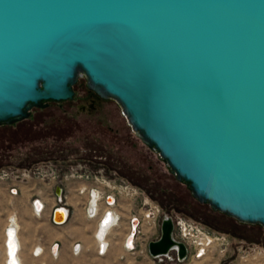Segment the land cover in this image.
Returning <instances> with one entry per match:
<instances>
[{"label": "water", "instance_id": "water-1", "mask_svg": "<svg viewBox=\"0 0 264 264\" xmlns=\"http://www.w3.org/2000/svg\"><path fill=\"white\" fill-rule=\"evenodd\" d=\"M81 76L199 203L264 228V0H0V125L73 99ZM172 228L151 257L184 259Z\"/></svg>", "mask_w": 264, "mask_h": 264}, {"label": "rangeland", "instance_id": "rangeland-1", "mask_svg": "<svg viewBox=\"0 0 264 264\" xmlns=\"http://www.w3.org/2000/svg\"><path fill=\"white\" fill-rule=\"evenodd\" d=\"M74 90L75 95L71 100L47 101L46 108H34L31 111L30 117L22 122L25 126H21L15 133L34 134L33 138H24L10 146L0 147V171L9 172L14 169L13 175H20L21 169L37 168L40 172L52 170L63 176L71 173L73 169H79V173L88 170L86 174L102 175L107 179L125 182L127 186H132L139 192V196L130 201L131 203L121 197L114 206L125 217L129 212L141 216L148 210L155 211L158 208L160 214L169 213L201 224L216 238L208 246L203 257L195 258L190 254L183 261L155 259L148 254L147 242L151 235L154 236L156 229L143 220L138 226L132 249L127 250L123 246L127 229L115 226L106 237V252L100 255L99 246L92 240V229H88V222L78 217L75 219L76 216L72 212V220L63 228L51 229L44 223L30 222L25 232L30 238L34 233L39 234L45 230L47 241H53L57 237L59 240L63 238L67 246L79 240L83 244L80 252L74 253L73 247L71 250L63 248L62 252L54 256L49 250V253H45L41 258H27L21 264H264V246L253 245L250 246L251 249L245 248L242 243H237L236 238L205 222L228 216L212 210L208 204L199 203L191 195L185 183L171 173L157 151L141 141L115 100L96 96L85 87L83 76L79 77ZM74 121L82 123L86 130L76 129ZM16 124L12 126L16 127ZM70 125L74 127L71 131L73 134L63 133L61 138L56 134L60 131L56 129ZM45 128L51 133L43 138L45 133L41 132H44ZM7 133L9 134L8 130ZM45 160L50 161V164L41 162ZM120 169H124L128 176L119 174ZM105 178L103 179L109 185L111 181ZM40 181L44 182L49 190H53V185H58L48 179L41 178ZM77 184L70 185L71 190L65 194L74 191ZM95 194L93 199L96 198ZM98 224L96 223L94 236ZM61 229H64V237L62 234L60 237L55 234L57 230L62 233ZM249 233L254 232L250 230ZM244 245L246 246V243ZM0 264H3L1 260Z\"/></svg>", "mask_w": 264, "mask_h": 264}, {"label": "built area", "instance_id": "built-area-1", "mask_svg": "<svg viewBox=\"0 0 264 264\" xmlns=\"http://www.w3.org/2000/svg\"><path fill=\"white\" fill-rule=\"evenodd\" d=\"M21 170L22 171H20V173H21L20 175H13L14 169L13 170L10 169L9 172L8 171H0V181H3V182L7 181L8 182L7 183V192L10 195H12V196L17 195L18 191H19L18 186L14 182L23 181L27 178H37L40 180H41V178H43V179H48L51 182L53 181L54 183H58V186L61 188V194L56 197L57 202H61L62 198L66 197L65 193L66 192L68 193L71 190L70 185L77 184V182L79 181L78 179L82 180L81 176H84V178H86V179H88V178L91 179V178L96 177V180L98 181L97 183H102L98 180L100 177L105 178L102 175H97V174L92 175L90 173L86 174V171H88V170H83L82 173H79L80 172L79 169H73L71 173H69L68 175L63 174V176H60V174H57L55 171L53 172L52 170L51 171H49V170L44 171L43 170L42 172H40L39 169H37V168H26V169H21ZM89 172H91V171H89ZM30 173L32 174L31 176H29ZM78 175H81V176H78ZM19 176H21V177H19ZM9 177H11V178H9ZM105 179H107V178H105ZM71 180H72V182H70ZM107 180L111 181V183L109 185L104 184V186L101 187L100 184H97V186L91 187V191L96 190L98 193H100V196H101V202L100 203L103 204V206H105L106 208H111V209H107L108 211H106L104 217L101 219L99 224H101V222L102 223L104 222L103 220H104L105 216L113 214L115 216V222L110 224V226H109V229H110V228H113L116 226V223H117V221H119V217H120V219H121L120 221H122V223L119 224L118 226H116L115 228L119 227V228L127 229L128 235L126 234L127 237L126 238L124 237V240H123L124 241L123 246L125 249L129 250V249L133 248L135 236L138 232V226H139V224H141V222L143 220H146L147 223H149L153 226V227H151V225H148L149 227L156 229L154 236L151 235L149 237L150 238L149 241H151V240L159 239L160 234H161V231H160L161 221L165 218H171L172 223H173L171 236H172L173 240H175L176 242L182 243L185 247V250H186V255H185L183 260L187 259V257L190 254H192V256L195 258L203 257V255H205L206 251L208 250V246L212 243L214 238H216V237H212L210 232L205 227H203L201 224L196 223L195 221H192V220L184 218V217L173 216L169 213L160 214L158 208H156L155 211L148 210V211L144 212V214L140 213L141 216H138L137 214H135V212H129L128 216H126V217H125V215L120 214V213L118 215L115 214V211L113 209H114V206L119 201V198H121V197L125 198V197L129 196V197H133V200H134V199H136V197L139 196V192L138 191L137 192L132 191L131 187L126 186L127 184H125V182L115 181V180H111V179H107ZM90 204H91V202L89 201L87 206L86 205L83 206L84 209L86 208L87 217L92 218L95 216L98 218L99 217L98 208L95 205L90 206ZM31 207H32L34 214L40 215L45 208V204L42 201H40L39 198H34L31 201ZM91 210H93V211L91 212ZM5 232H6V234L9 232L8 227L4 230V233H3L2 247H3V243H4ZM12 234L15 237V239H18L16 228L14 229V232ZM104 236H105V234H104ZM101 247L102 248H100V250L98 251V253L100 255H102L106 252L108 246H107V244H105L104 246H102V244H101ZM17 251H19V248ZM50 252L54 256L57 255V252L54 249V245H52V247L50 248ZM73 252L74 253L80 252L79 243L74 244ZM33 254L36 255V254H38V252L33 251ZM0 256H1V254H0ZM9 258H10V256H8V260H9ZM152 258L161 259V260L163 258H165L168 260L180 261L178 259V247L173 246L168 250L167 253L157 255V256L152 257Z\"/></svg>", "mask_w": 264, "mask_h": 264}, {"label": "crops", "instance_id": "crops-1", "mask_svg": "<svg viewBox=\"0 0 264 264\" xmlns=\"http://www.w3.org/2000/svg\"><path fill=\"white\" fill-rule=\"evenodd\" d=\"M7 183H8L7 181L5 182L0 181V251L1 252H3V247H2L3 233L5 228L9 224V220L14 221L11 227L18 226L17 227V237L19 241L18 256L20 263H22V261L26 260L27 258H36V259L41 258L42 255H44L45 253H49L50 248L54 244H56L57 254L62 252L63 248H67L68 250L69 249L71 250L72 249L71 247H73L74 244L76 243H79L80 248H82L83 244L79 240L73 242L68 246H67V242H64L62 237L61 240H59V238L57 237L55 238V240L49 242L45 239L46 236H48L45 230L39 232V234L34 233L33 236H31L30 238L29 235H27V232H25L30 222H38L41 224L44 223L45 225L51 227V229L52 227L56 229H58V227L63 228V226H65L67 223H69L70 220H72L74 215L76 216L75 219L81 218L84 219L86 222H88V226H89L88 229H92L90 230L92 240L94 244L97 245L93 238L97 222L96 220H91L87 218L86 215L84 214L83 206H85L86 195L78 194L76 188H74V191L66 195L65 198L63 197L61 202H57L56 197L58 195L56 194V188L59 187L58 185H53V190L51 191L44 182L38 180L37 178H27L23 181L14 182L18 186L19 191L17 195L12 196L7 192ZM78 186L89 187L88 184L83 182H80ZM34 198H39L40 201H42L45 204V210L40 215L34 214L32 210L31 201ZM56 207H63L67 212V218L63 223H55L52 220L53 210ZM114 209L117 214L120 213L118 212V209H116V207ZM72 212H74V215H72ZM63 230L61 229L62 233H60V231L57 230L55 234L59 237L62 234V236L64 237ZM35 249H37V251L39 249L42 251L34 255L33 252H31V250H35ZM4 259H5L4 254H2L0 260L3 262V264H4Z\"/></svg>", "mask_w": 264, "mask_h": 264}, {"label": "flooded vegetation", "instance_id": "flooded-vegetation-1", "mask_svg": "<svg viewBox=\"0 0 264 264\" xmlns=\"http://www.w3.org/2000/svg\"><path fill=\"white\" fill-rule=\"evenodd\" d=\"M20 121L16 124V127L12 126V125H0V147L2 146H10L12 143H17L20 140H23L24 138H33L32 136H34V134L28 135V134H20L18 135L17 133H15L17 130H19V128L21 126H25L24 122ZM74 124L76 125V129L79 130H86V128L84 127V125L78 121H74ZM56 129V128H55ZM7 130L9 132V134L7 133ZM56 130H60L59 133L56 132V134H59V137L61 138L63 133H71L73 134L74 127L67 126L65 128H58ZM6 131V132H5ZM41 133H45L43 135V138L49 136L51 133V131H49L47 128H45L44 132ZM39 162V161H38ZM45 164H50V161L45 160V161H41ZM42 163V164H43ZM77 165V164H75ZM124 169H120L118 171L119 174H121L122 176H128L126 171H123ZM111 179V178H110ZM222 218H220V220H215V221H206V223H208L210 226L216 228L217 230H220L234 238L237 239V243H242L243 247L245 248H249L251 249L250 246H264V228L260 225H252V224H245V223H241L239 221H235V219L231 218L228 216V218H225L223 216H221ZM113 219V217H112ZM105 220V219H104ZM250 230H253L254 233H249ZM244 243H246V246L244 245Z\"/></svg>", "mask_w": 264, "mask_h": 264}, {"label": "bare ground", "instance_id": "bare-ground-1", "mask_svg": "<svg viewBox=\"0 0 264 264\" xmlns=\"http://www.w3.org/2000/svg\"><path fill=\"white\" fill-rule=\"evenodd\" d=\"M32 174L30 173L29 174V176H31ZM79 178V177H78ZM81 178H82V180L81 179H78L79 181L77 182V183H80V182H83V183H86V184H88L89 185V187H87V186H84V187H79L78 186V184L75 186V188H76V190H77V193L78 194H80V195H86V201H85V205L87 206V204L89 203V201L91 202V204H90V206L92 205V206H96L97 208H98V210H99V217L97 218V217H92V218H89V219H91V220H97L98 222H97V224L101 221V219L104 217V215H105V213H106V211H108L107 209H111V208H106L105 206H103V204H101L100 202H101V196H100V193H98L96 190H93V191H91V187H95V186H97V184H100L101 185V187H103L104 186V184H107L106 183V181L103 179V178H99L98 180L100 181V182H102V183H97L98 181L96 180V177H94V178H88V179H86V178H84V177H82L81 176ZM108 185V184H107ZM127 186V185H126ZM128 187V186H127ZM131 187V189H132V191H136L137 192V190L136 189H134L132 186H130ZM94 193H96L95 195H96V198L95 199H93L94 198ZM90 198V199H89ZM125 199H128L129 200V202L130 201H132L133 200V197H125ZM131 203V202H130ZM95 208V207H94ZM92 209V208H91ZM93 210H91V212H92ZM84 214L86 215V217H87V214H86V208L84 209ZM104 214V215H103ZM113 214H110V215H108V216H105V220H103L104 222L102 223L101 222V224H98V228H97V230H96V233H95V236H94V238H95V241H96V243H97V245L99 246V249H98V251L100 250V248H102L101 247V244H102V246H104L105 244H106V237L107 236H109V234L114 230L113 228H110L109 229V226H110V224H112L113 222H115V216L113 215ZM118 215V214H117ZM112 217H113V219H112ZM88 218V217H87ZM14 222L11 220V221H9V224H8V229H9V232L6 234V232H5V235H4V243H3V252H1L0 251V254L2 255V254H4V257H5V259H4V264H21L20 263V260H19V256H18V253H19V251H17L18 250V248H19V241H18V239H15V237L13 236V232H14V229L16 228L17 229V226H15V227H11V225L13 224ZM122 223V221H117V223H116V226H118L119 224H121ZM6 227V228H7ZM5 228V229H6ZM14 228V229H13ZM119 228V227H118ZM12 230V231H11ZM130 232V231H129ZM10 234V235H9ZM104 234H105V236H104ZM128 235V234H127ZM127 236H125V238H126ZM18 238V237H17ZM6 242V243H5ZM124 242V241H123ZM17 252H16V251ZM55 250H56V248H55ZM33 251H35V252H41L42 250H38L37 251V249H35V250H33ZM57 251V250H56ZM16 254H15V253ZM8 256H10V258H9V260H8ZM8 260V261H7Z\"/></svg>", "mask_w": 264, "mask_h": 264}]
</instances>
